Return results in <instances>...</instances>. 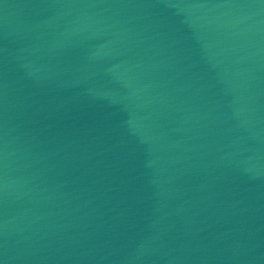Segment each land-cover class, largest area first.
<instances>
[{
    "label": "water",
    "instance_id": "obj_1",
    "mask_svg": "<svg viewBox=\"0 0 264 264\" xmlns=\"http://www.w3.org/2000/svg\"><path fill=\"white\" fill-rule=\"evenodd\" d=\"M0 264H264V0H0Z\"/></svg>",
    "mask_w": 264,
    "mask_h": 264
}]
</instances>
